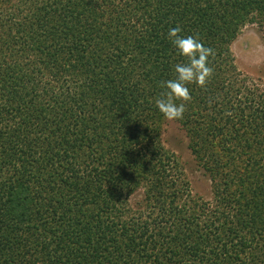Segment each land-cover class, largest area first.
Instances as JSON below:
<instances>
[{
    "label": "trees",
    "instance_id": "1",
    "mask_svg": "<svg viewBox=\"0 0 264 264\" xmlns=\"http://www.w3.org/2000/svg\"><path fill=\"white\" fill-rule=\"evenodd\" d=\"M247 24L264 36V0H0V264H264V89L231 50ZM174 27L215 51L175 120L212 202L161 141Z\"/></svg>",
    "mask_w": 264,
    "mask_h": 264
},
{
    "label": "rangeland",
    "instance_id": "2",
    "mask_svg": "<svg viewBox=\"0 0 264 264\" xmlns=\"http://www.w3.org/2000/svg\"><path fill=\"white\" fill-rule=\"evenodd\" d=\"M236 67L251 78V82L264 89V36L256 24H247L231 45ZM163 146L174 153L189 182L194 198L212 202L210 176L194 160L188 148V138L184 130L175 121L166 120L161 134ZM142 189L131 198L134 204L142 199ZM140 203V202H139Z\"/></svg>",
    "mask_w": 264,
    "mask_h": 264
},
{
    "label": "clouds",
    "instance_id": "3",
    "mask_svg": "<svg viewBox=\"0 0 264 264\" xmlns=\"http://www.w3.org/2000/svg\"><path fill=\"white\" fill-rule=\"evenodd\" d=\"M181 33L180 27L170 28L167 33L182 61L175 63L173 78L160 82L162 91L155 99L157 109L169 121L184 118L186 104L191 101L189 85L203 88L213 74L209 58L215 55L214 49L205 46L197 36Z\"/></svg>",
    "mask_w": 264,
    "mask_h": 264
}]
</instances>
